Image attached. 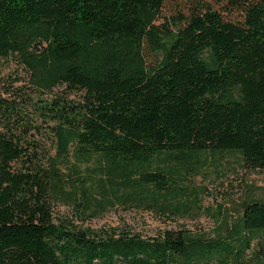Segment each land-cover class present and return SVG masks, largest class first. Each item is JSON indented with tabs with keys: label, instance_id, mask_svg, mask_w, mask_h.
<instances>
[{
	"label": "trees",
	"instance_id": "16d2710c",
	"mask_svg": "<svg viewBox=\"0 0 264 264\" xmlns=\"http://www.w3.org/2000/svg\"><path fill=\"white\" fill-rule=\"evenodd\" d=\"M165 1L0 0V264H264V196L216 239L55 217L95 158L116 195L160 209L182 194L181 161L150 170L163 154L238 152L264 172V0L239 22L197 8L174 35Z\"/></svg>",
	"mask_w": 264,
	"mask_h": 264
},
{
	"label": "rangeland",
	"instance_id": "374dc122",
	"mask_svg": "<svg viewBox=\"0 0 264 264\" xmlns=\"http://www.w3.org/2000/svg\"><path fill=\"white\" fill-rule=\"evenodd\" d=\"M205 6L219 12L226 20L239 22L244 17L246 0H166L158 24L163 32L169 29L174 35L192 12ZM171 38L166 36L164 41L168 43ZM143 50L149 65L157 64L164 54L163 50L153 49L148 41L144 42ZM178 161L182 166L171 176L182 194L170 199L171 209H160V205L139 199L126 201L123 188L116 195L107 182L109 177H102L104 174L98 169L100 163L95 158L71 171L68 182L75 194L73 199L62 198L56 202L55 217L58 221L96 231L130 229L153 237L164 230H184L191 236L216 239L225 236L226 223L239 220L245 202L264 196V172L247 168L238 152H199L184 159L163 154L150 170L157 166L176 168ZM100 178L106 181L105 190L99 186ZM84 190L87 191L84 193ZM177 205L178 209L173 208Z\"/></svg>",
	"mask_w": 264,
	"mask_h": 264
}]
</instances>
